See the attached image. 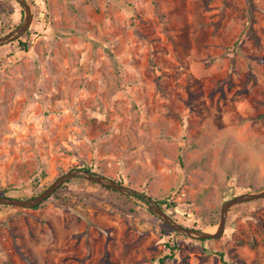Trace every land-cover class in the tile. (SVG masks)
Returning <instances> with one entry per match:
<instances>
[{
  "label": "rangeland",
  "instance_id": "374dc122",
  "mask_svg": "<svg viewBox=\"0 0 264 264\" xmlns=\"http://www.w3.org/2000/svg\"><path fill=\"white\" fill-rule=\"evenodd\" d=\"M26 1L29 28L0 46L1 195L88 165L213 232L227 198L264 188V0ZM23 17L0 0V36ZM218 252L264 264V197L204 241L83 177L32 208L0 204V264H223Z\"/></svg>",
  "mask_w": 264,
  "mask_h": 264
},
{
  "label": "water",
  "instance_id": "95a60500",
  "mask_svg": "<svg viewBox=\"0 0 264 264\" xmlns=\"http://www.w3.org/2000/svg\"><path fill=\"white\" fill-rule=\"evenodd\" d=\"M24 10V17L22 21L16 25L12 30L0 36V46L8 42H11L19 38L22 34L26 32L29 28L32 20V12L29 3L26 0H17ZM73 177H83L89 181L98 183L104 187L124 192L126 194L138 193V191L128 187L127 185L101 173H96L89 171L80 167L72 168L69 171L57 176L42 192L39 194L28 197V198H19L8 195L0 194V204H7L13 206H19L23 208H32L39 205L45 199H47L55 190L68 179ZM264 197V188L256 192H245L237 194L222 203L220 210V219L217 225V228L213 232L201 230L194 227L184 226L174 220L157 202L151 197L146 195V201L148 209L164 223L169 225L174 231L181 234H186L189 236L198 237L200 239H210L219 237L224 229L226 214L228 209L240 202L249 201L252 199Z\"/></svg>",
  "mask_w": 264,
  "mask_h": 264
},
{
  "label": "trees",
  "instance_id": "16d2710c",
  "mask_svg": "<svg viewBox=\"0 0 264 264\" xmlns=\"http://www.w3.org/2000/svg\"><path fill=\"white\" fill-rule=\"evenodd\" d=\"M23 44V48L26 47V43H22ZM80 168H83V169H86V170H89V171H92V168L88 165H82V166H79ZM110 189V188H109ZM132 196L144 201V202H147L146 201V194L145 192L141 191V192H138V193H134L132 194ZM228 199V198H227ZM226 199V200H227ZM156 202L165 210L166 208L170 207L173 205V203L170 202V200L168 198H163V199H159V200H156ZM202 241H204L205 239H201ZM166 246L168 248V251L167 253H165V255L163 256L164 257H167V258H171L173 256V252L177 249L176 245L175 244H170V243H166ZM219 256H220V259L222 261L223 264H228L224 258H223V253L222 252H218ZM160 262L162 261V259L159 260Z\"/></svg>",
  "mask_w": 264,
  "mask_h": 264
},
{
  "label": "flooded vegetation",
  "instance_id": "af4514ba",
  "mask_svg": "<svg viewBox=\"0 0 264 264\" xmlns=\"http://www.w3.org/2000/svg\"><path fill=\"white\" fill-rule=\"evenodd\" d=\"M27 31V30H26Z\"/></svg>",
  "mask_w": 264,
  "mask_h": 264
}]
</instances>
